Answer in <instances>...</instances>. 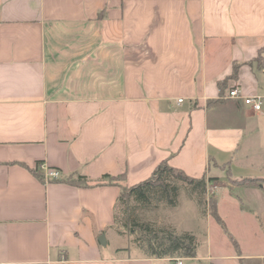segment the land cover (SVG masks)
<instances>
[{"label": "crops", "instance_id": "crops-1", "mask_svg": "<svg viewBox=\"0 0 264 264\" xmlns=\"http://www.w3.org/2000/svg\"><path fill=\"white\" fill-rule=\"evenodd\" d=\"M161 161L264 178V0H0V264H174L119 244L118 185L32 172L132 186ZM208 241L185 261L264 260Z\"/></svg>", "mask_w": 264, "mask_h": 264}, {"label": "trees", "instance_id": "trees-1", "mask_svg": "<svg viewBox=\"0 0 264 264\" xmlns=\"http://www.w3.org/2000/svg\"><path fill=\"white\" fill-rule=\"evenodd\" d=\"M259 59L260 57L256 61L258 62ZM236 74L237 65L233 67L230 77L235 78ZM32 172L44 181L43 175L37 167L33 168ZM216 178V176L205 177V175L193 178L182 170L169 166L166 161H161L148 178L132 186L122 183L123 174L117 176L104 174L93 181L74 173L49 181H64L75 186L118 185L120 192L114 208V226L118 233L130 237L132 244L148 256L173 258L178 255V257L192 258L195 256L197 245L191 233L188 231L178 232L170 226L144 221L138 211L156 208L159 204L166 208H173L177 204L178 193L184 189L199 208L200 215L204 217L209 214L227 233L230 243L238 252L236 239L227 231L223 220L217 213L216 199L206 198L207 182H212ZM263 180L261 177L243 178L240 182L246 183V185H258Z\"/></svg>", "mask_w": 264, "mask_h": 264}, {"label": "rangeland", "instance_id": "rangeland-1", "mask_svg": "<svg viewBox=\"0 0 264 264\" xmlns=\"http://www.w3.org/2000/svg\"><path fill=\"white\" fill-rule=\"evenodd\" d=\"M257 170L254 171L255 174L258 173ZM232 173L234 174L233 171ZM216 177V180L207 182L206 198L216 199L217 213L227 231L236 238L244 251L264 252V180L258 185H246L240 182L241 179L231 178L227 169ZM260 185L263 189H260ZM176 198L177 204L173 208L159 204L156 208L140 210L138 214L144 221L170 226L178 232L188 231L194 236L199 253L206 250L207 243L210 244L208 240L215 248L221 249L225 243H230L227 233L209 214L204 217L200 215L199 208L186 190L182 189ZM250 209L260 214L259 219L251 216ZM116 234L119 244L133 245L126 234ZM129 249L134 250L131 247ZM195 263L184 261V264ZM259 263L264 264V260Z\"/></svg>", "mask_w": 264, "mask_h": 264}, {"label": "built area", "instance_id": "built-area-1", "mask_svg": "<svg viewBox=\"0 0 264 264\" xmlns=\"http://www.w3.org/2000/svg\"><path fill=\"white\" fill-rule=\"evenodd\" d=\"M227 97L233 99H240L243 104L248 106L252 111H260L263 104L262 97L256 95H242L236 87L228 90ZM37 168L39 169V171H41L43 179L46 182H48L50 179H56L60 177V173L56 169L47 168L43 164H39ZM172 259L174 261V264H184V261L186 260V258L184 257H173Z\"/></svg>", "mask_w": 264, "mask_h": 264}]
</instances>
